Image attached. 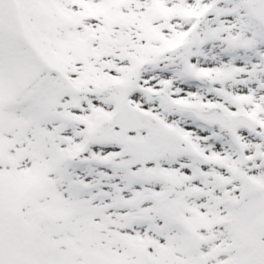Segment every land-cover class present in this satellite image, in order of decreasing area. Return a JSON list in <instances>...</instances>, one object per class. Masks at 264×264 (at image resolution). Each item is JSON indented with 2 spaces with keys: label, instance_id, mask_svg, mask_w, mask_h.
<instances>
[{
  "label": "snow or ice",
  "instance_id": "6c2138e0",
  "mask_svg": "<svg viewBox=\"0 0 264 264\" xmlns=\"http://www.w3.org/2000/svg\"><path fill=\"white\" fill-rule=\"evenodd\" d=\"M0 264H264V0H0Z\"/></svg>",
  "mask_w": 264,
  "mask_h": 264
}]
</instances>
